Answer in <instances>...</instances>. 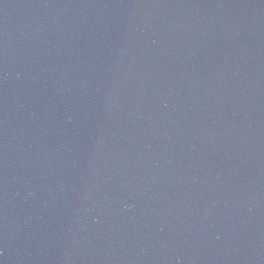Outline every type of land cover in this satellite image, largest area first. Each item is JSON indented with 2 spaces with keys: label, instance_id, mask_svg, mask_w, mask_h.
Here are the masks:
<instances>
[{
  "label": "water",
  "instance_id": "obj_1",
  "mask_svg": "<svg viewBox=\"0 0 264 264\" xmlns=\"http://www.w3.org/2000/svg\"><path fill=\"white\" fill-rule=\"evenodd\" d=\"M0 264H264V0H0Z\"/></svg>",
  "mask_w": 264,
  "mask_h": 264
}]
</instances>
